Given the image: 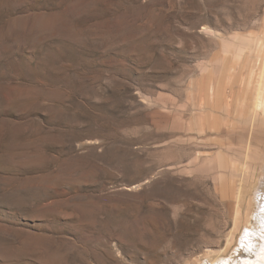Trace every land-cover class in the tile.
<instances>
[{"label":"rangeland","instance_id":"rangeland-1","mask_svg":"<svg viewBox=\"0 0 264 264\" xmlns=\"http://www.w3.org/2000/svg\"><path fill=\"white\" fill-rule=\"evenodd\" d=\"M262 66L264 0H0V264L221 256Z\"/></svg>","mask_w":264,"mask_h":264},{"label":"bare ground","instance_id":"bare-ground-1","mask_svg":"<svg viewBox=\"0 0 264 264\" xmlns=\"http://www.w3.org/2000/svg\"><path fill=\"white\" fill-rule=\"evenodd\" d=\"M263 82L264 66L260 69L258 86L253 101L255 109L261 108L262 105L260 90ZM249 152L244 154L247 158H250L251 152ZM218 168H222L219 173L230 172L229 166L221 165ZM261 181L263 187L256 188L252 186L249 190H252L253 194L250 196H247L249 190L241 187L243 183L237 184L236 189H234L232 183H229V185H226L225 182L218 184L217 192L222 199H229L233 189L235 191L232 198L234 202L232 230L237 233V236H235L237 238L234 239L232 233L227 235L221 256L216 259L211 258L205 264H264V177ZM251 200L253 201L252 208H250ZM241 224H244V226H241ZM233 247L234 253H237L236 257L233 254L228 255L229 250Z\"/></svg>","mask_w":264,"mask_h":264}]
</instances>
